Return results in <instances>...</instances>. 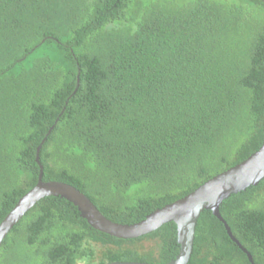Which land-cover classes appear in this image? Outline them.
<instances>
[{"label": "trees", "instance_id": "1", "mask_svg": "<svg viewBox=\"0 0 264 264\" xmlns=\"http://www.w3.org/2000/svg\"><path fill=\"white\" fill-rule=\"evenodd\" d=\"M51 126L42 179L77 188L106 218L131 224L183 197L264 141V3L0 0V222L36 183ZM219 212L264 264V178ZM144 239L157 255L132 247ZM89 242L112 246L99 263L179 251L173 222L120 239L48 196L5 235L0 264H94ZM187 264L250 262L203 210Z\"/></svg>", "mask_w": 264, "mask_h": 264}, {"label": "water", "instance_id": "2", "mask_svg": "<svg viewBox=\"0 0 264 264\" xmlns=\"http://www.w3.org/2000/svg\"><path fill=\"white\" fill-rule=\"evenodd\" d=\"M260 1L264 3V0ZM57 120L58 118L55 123ZM52 128L53 126L48 129L36 148L35 161L39 166L36 183L17 200L13 208L0 222V244L11 228L40 199L58 196L72 203L80 216L92 228L116 238L135 239L155 231L168 222H173L176 226L179 251L173 259L166 263L107 261L97 264H187L192 253L196 222L203 210L211 211L223 224L230 239L245 253L250 264H254L250 253L233 236L227 222L219 212V206L231 194L244 191L249 186H256L263 180L264 141L257 150L244 160L207 179L183 197L154 209L140 221L123 224L106 218L91 200L77 188L64 182L42 179L43 168L39 161V152Z\"/></svg>", "mask_w": 264, "mask_h": 264}, {"label": "rangeland", "instance_id": "3", "mask_svg": "<svg viewBox=\"0 0 264 264\" xmlns=\"http://www.w3.org/2000/svg\"><path fill=\"white\" fill-rule=\"evenodd\" d=\"M187 1H190V0H185V2ZM89 246H91L94 252L93 257L89 261L94 264L99 263V260L102 258V255L107 248H112V246L101 245L95 242H89ZM132 247L141 253L152 252L153 255H157L158 241L156 239H144L140 242L133 244ZM86 263L87 261H83V260L78 261V264H86Z\"/></svg>", "mask_w": 264, "mask_h": 264}]
</instances>
